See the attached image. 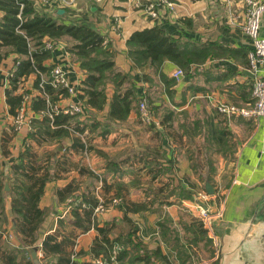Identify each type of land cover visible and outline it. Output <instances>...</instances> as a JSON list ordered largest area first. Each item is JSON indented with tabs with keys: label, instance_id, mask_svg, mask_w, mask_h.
Instances as JSON below:
<instances>
[{
	"label": "crops",
	"instance_id": "0c3cea01",
	"mask_svg": "<svg viewBox=\"0 0 264 264\" xmlns=\"http://www.w3.org/2000/svg\"><path fill=\"white\" fill-rule=\"evenodd\" d=\"M171 1L173 6L165 0H77L75 6L67 7L36 0L38 9L56 19L89 21L94 25L103 35L104 44L115 50L117 68L132 74L140 98L147 96L152 100L159 124H144L136 102L126 119L105 122L114 87L108 88L105 110L87 105L81 96L85 71L65 40L56 45L51 42L52 46L47 47L51 49L50 56L43 60L51 69L37 72L43 80L50 77L56 64L67 69L78 89L74 99L83 103V112L77 113L79 119L59 118L64 131L55 135L54 128L61 124L50 122L45 127L42 122L40 128L36 127V120L45 116L75 114L53 113V104L65 106L73 97L61 95L52 102L48 93L34 86L38 73L33 72L23 77L24 84L15 92H29L28 113L34 121L32 127L25 125L15 130L14 114L7 102L10 73L19 55L13 53L0 65V173L8 178L10 189L24 167L48 172L50 179L41 205L51 204L54 211L45 221L41 240L50 233H56L58 240L72 238L74 243L67 244V250L73 249L72 257L77 255L81 263L98 264L97 258H104L91 254L98 230L91 226L85 231L75 225L73 211L79 206L90 207L83 193H93L100 199L102 191L113 194L122 189L119 203L155 201L157 210L129 213L139 225V239L166 256L157 254L150 264H219L224 249L228 252L226 264H264V117L254 120L217 111L221 101L240 106L254 101V73L248 57L253 42L242 28L245 2ZM150 2L155 3L157 14L147 9ZM154 26H161L174 36L190 59L184 66L168 58L162 67L168 81L151 65H138L129 55L127 40L133 32ZM261 33L264 36V14ZM46 40L50 41L45 37V43ZM177 69H182L178 77L174 75ZM146 74L152 77L150 81L145 80ZM36 96L46 100V108L32 107ZM110 158H116L118 163L110 165ZM153 160L157 163L152 164ZM207 182L215 191L208 193L206 203L216 213L204 217L194 198L207 192ZM61 193L67 196L62 197ZM71 198L77 200L70 201ZM118 204L103 212L93 210L92 220L100 226L108 223L111 227L116 221L112 237L125 227ZM163 219L176 226L178 232L162 231ZM247 226H252L257 235L243 241L247 239ZM208 238L213 242L208 244ZM10 239L11 244H19L15 232ZM37 252L43 264L44 252ZM137 253L145 255L131 249L123 261L116 257L110 264H146L134 259Z\"/></svg>",
	"mask_w": 264,
	"mask_h": 264
},
{
	"label": "trees",
	"instance_id": "16d2710c",
	"mask_svg": "<svg viewBox=\"0 0 264 264\" xmlns=\"http://www.w3.org/2000/svg\"><path fill=\"white\" fill-rule=\"evenodd\" d=\"M0 11H2L0 17V65L7 56L13 53L19 54V58L16 59L18 56L15 58L17 69L14 76L10 78L11 86L7 89V102L10 105L11 113L17 112L24 99V93L15 91L24 84L25 78L23 77H27L33 72L38 73L34 80V86L48 93L52 102L58 100L61 95H68L66 88L55 86L50 82L51 74L48 79L42 80L41 73L37 72H47L51 69L43 64V60L50 56L51 52V49L45 45V37L49 38L54 45L66 40L70 53L80 61L86 75L83 80L84 93L81 96L85 98L87 105L98 110H105L109 97L108 88L109 86L114 87L105 122H120L126 119L133 109L134 103L138 104L141 95L132 74L122 72L117 68L115 50L110 44H104L103 35L94 28L91 22L77 23L56 19L53 15L38 9L36 0H0ZM62 15L65 13L60 16ZM127 44L133 62L138 65L148 63L156 73L160 72V76H163L165 80L168 77L164 75L162 67L168 58L174 59L184 66L188 65L190 60L188 55L179 48V41L161 26L136 30L127 40ZM144 77L146 81L152 79L148 74ZM42 81H44V87L40 86ZM32 107L34 109L46 108V100L41 96H36L33 98ZM70 117L79 119L78 115L67 114L64 117L59 115L54 118L45 116L41 120H36L35 126L40 128L42 122L45 127L50 122L61 124L58 128H54L53 135H55L64 131L59 118H62V121H67ZM80 145L84 147L85 143L82 142ZM98 151L103 154L102 150L98 149ZM117 161L116 158L108 160L110 165L117 164ZM151 163L157 162L153 160ZM33 167L28 170H25L24 167V170L17 174L18 182L9 190L4 186L5 174L0 173V264H42L39 257L36 259L32 257L30 247L43 250L44 255L41 257L44 261L43 264H94L93 261L79 262L76 259L77 255L72 257L74 250H67L66 247L67 244L70 246L74 243L72 238L58 240L56 233H50L41 240L45 221L54 210L41 205L47 181L50 179L48 172H39V168ZM61 195L62 197L67 196L62 193ZM99 195L106 202H110L113 198L122 195V189L113 194L108 193L107 190L102 191ZM83 196L84 201L89 203L90 207L79 206L77 210L73 211L74 224L85 231L91 226H95L98 230L99 234L91 247L93 257L102 256L105 260L111 261L112 250L116 244L123 246L119 257L117 256L122 261L130 254L131 249L145 252L142 257L139 255L141 253L135 254L134 259H142L146 264H150L153 256L161 254L158 248L150 249L139 239V225L129 214L157 210L153 206L154 200L152 202L119 203L118 208L123 212L120 221L125 227L118 236L112 237L110 233L116 225V221L114 220L111 227L108 223L100 226L97 221L93 222V210L99 203V197L93 193H90L89 196L83 193ZM11 217L17 220V226L14 229L10 228ZM163 221L160 224L162 231L178 232V228L172 227L167 219H163ZM13 232L16 233L19 244H10L9 240H11ZM208 240V244L213 242L211 238ZM79 253L81 254L82 251ZM162 256L166 258L165 255Z\"/></svg>",
	"mask_w": 264,
	"mask_h": 264
},
{
	"label": "built area",
	"instance_id": "2783aa9c",
	"mask_svg": "<svg viewBox=\"0 0 264 264\" xmlns=\"http://www.w3.org/2000/svg\"><path fill=\"white\" fill-rule=\"evenodd\" d=\"M40 3H55L59 6H75L77 0H38ZM96 2H101L102 0H94ZM170 6L174 3L171 0H165ZM246 5V16L245 21L242 25L244 32L251 37L253 46L249 50L248 57L250 63V69L254 73V80L252 85V95L254 101L248 105L240 106L231 102L221 101L217 104V111L225 115H239L245 118L257 120L264 117V36L261 33V21L264 14V2L261 0H244ZM147 9L153 14H157L156 5L154 2H150L147 5ZM46 47H51V41L46 40ZM17 66L13 68L10 76H13ZM182 74V69H177L174 72L175 76H180ZM51 80L52 84L58 87H64L67 89L68 94L73 97L65 106H60L58 103L53 105V113L65 112L69 114L81 113L84 110L83 103L74 99L78 95V89L75 84L69 79V71L65 69L60 64L54 65L51 70ZM44 80V79H43ZM40 86L44 87V81L40 82ZM30 95L26 93L22 104L18 107L17 112L14 114L13 123L15 130H21L25 125L32 127V122L34 119L28 113V99ZM139 117L141 121L146 125L156 126L159 124L153 113V105L147 96H142L138 104ZM204 198H207L209 194H202ZM121 199V198H120ZM119 203V197L113 198L110 203ZM200 208V214L204 217H208L209 206L202 202H198ZM108 206H105V200L100 196L99 203L95 206L94 212L106 211ZM122 250L120 244H116L112 250L111 261L114 260ZM111 261L102 260L97 258L96 262L98 264H110Z\"/></svg>",
	"mask_w": 264,
	"mask_h": 264
},
{
	"label": "water",
	"instance_id": "95a60500",
	"mask_svg": "<svg viewBox=\"0 0 264 264\" xmlns=\"http://www.w3.org/2000/svg\"><path fill=\"white\" fill-rule=\"evenodd\" d=\"M60 11H63V9H60ZM254 75V74H253ZM5 189H9V183H8V178H6L5 179ZM206 187H207V192L209 193V194H213L214 193V188L211 186V184L209 183V182H207L206 183ZM209 209V213H210V215L214 212V213H216V210L215 211H211L210 210V208H208ZM254 219V218H253ZM254 222H252V224H253ZM251 224V225H252ZM16 225H17V222L15 221V219H12V225H11V228L12 229H14L15 227H16ZM246 238L247 239H244L243 241H245V240H248V239H253L254 238V236H256L257 235V232L255 231V229H252V226L251 227H249L248 228V226H247V228H246ZM30 251H31V254H32V257L33 258H37L38 257V252H37V249L35 248V247H30ZM227 251L224 249L223 251H222V255H221V258H220V260H219V264H226V257H227ZM241 259H243V260H245L244 259V254H241Z\"/></svg>",
	"mask_w": 264,
	"mask_h": 264
},
{
	"label": "rangeland",
	"instance_id": "374dc122",
	"mask_svg": "<svg viewBox=\"0 0 264 264\" xmlns=\"http://www.w3.org/2000/svg\"><path fill=\"white\" fill-rule=\"evenodd\" d=\"M67 7H69V6H67ZM71 7V6H70ZM140 100V99H139ZM150 100V99H149ZM151 103H152V100L150 101ZM55 104H57V103H55ZM55 104H53V105H55ZM138 104H139V101H138ZM152 105H153V103H152ZM153 113H154V116H155V118L157 119V116L155 115L156 114V111H155V109H154V106H153ZM138 114H139V110H138ZM75 115H77V114H75ZM140 118V117H139ZM141 120V119H140ZM158 120V119H157ZM15 181V182H14ZM13 182V184H12V186H14V185H16V183L18 182L17 180H14ZM10 186V185H9ZM205 193H207L208 194V192H202L201 194H199V198H196L195 197V199H194V201L196 202V205H197V209L199 210V214H200V208H199V206H198V200H203V203L204 204H206V205H208V203H206V200H207V198H204L203 196H202V194H205ZM77 199H74V198H71L70 199V201H76ZM119 201H121V199H120V197H119ZM209 201V200H208ZM118 204V203H117ZM116 204H114V203H110V202H106L105 201V206L107 207L108 206V208L109 207H113V206H115ZM209 206V205H208ZM47 208H51V204H49L48 206H47ZM201 215V214H200ZM13 219H15L14 217H13ZM15 221L17 222V220L15 219ZM10 222H11V220H10ZM10 225H11V223H10ZM11 244V243H10ZM75 245V244H74Z\"/></svg>",
	"mask_w": 264,
	"mask_h": 264
}]
</instances>
